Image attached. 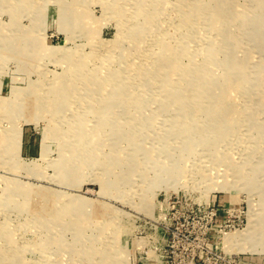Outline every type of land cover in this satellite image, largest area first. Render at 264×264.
Segmentation results:
<instances>
[{
    "label": "rangeland",
    "instance_id": "1",
    "mask_svg": "<svg viewBox=\"0 0 264 264\" xmlns=\"http://www.w3.org/2000/svg\"><path fill=\"white\" fill-rule=\"evenodd\" d=\"M0 264H264V0H0Z\"/></svg>",
    "mask_w": 264,
    "mask_h": 264
},
{
    "label": "bare ground",
    "instance_id": "2",
    "mask_svg": "<svg viewBox=\"0 0 264 264\" xmlns=\"http://www.w3.org/2000/svg\"><path fill=\"white\" fill-rule=\"evenodd\" d=\"M263 6V5H262ZM106 44V43H105ZM108 44V43H107ZM102 45V44H101ZM112 45V44H111ZM102 47V46H101ZM212 48H214V46H210ZM111 49V48H110ZM112 50V49H111ZM151 51V50H150ZM103 52V51H102ZM151 53V52H150ZM161 54V53H160ZM115 55V54H114ZM145 56V55H144ZM154 58V57H153ZM119 59V58H118ZM150 59V58H149ZM117 63V62H116ZM151 63V62H150ZM136 72V71H135ZM129 74V73H128ZM124 75V74H123ZM124 81V80H123ZM115 84V83H114ZM122 84V83H121ZM123 85V84H122ZM205 87V84L204 85H201L200 89L203 90ZM200 90V91H201ZM64 91V90H63ZM185 106V105H184ZM8 109V108H7ZM44 109V108H43ZM83 124V123H82ZM55 134V133H54ZM55 136V135H54ZM205 139V138H204ZM222 160V159H221ZM224 160V159H223ZM10 224V223H9ZM108 233V232H107ZM124 255V254H123Z\"/></svg>",
    "mask_w": 264,
    "mask_h": 264
}]
</instances>
